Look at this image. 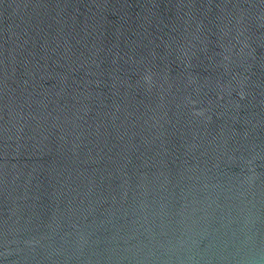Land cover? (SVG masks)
<instances>
[{"label":"water","instance_id":"obj_1","mask_svg":"<svg viewBox=\"0 0 264 264\" xmlns=\"http://www.w3.org/2000/svg\"><path fill=\"white\" fill-rule=\"evenodd\" d=\"M0 264H264V0H0Z\"/></svg>","mask_w":264,"mask_h":264}]
</instances>
